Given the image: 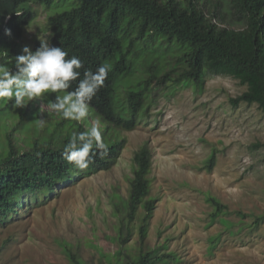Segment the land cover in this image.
<instances>
[{
  "label": "rangeland",
  "instance_id": "374dc122",
  "mask_svg": "<svg viewBox=\"0 0 264 264\" xmlns=\"http://www.w3.org/2000/svg\"><path fill=\"white\" fill-rule=\"evenodd\" d=\"M77 1L33 4L39 13L26 26L25 45L35 51L40 35L37 29L46 26V17L69 10ZM47 35L43 31L42 36ZM160 56L163 61L164 56ZM143 63L135 62L134 77H123L116 83L118 112L126 111L122 96L129 86H136L144 76ZM177 88L170 85L162 95L151 91L146 104L149 109L131 131L103 121L90 106L88 118L80 123L89 128L92 120H99L107 143L126 138L121 157L111 170L61 184L46 202L32 204L7 227L0 226V264H71L67 248L87 264H106L108 255L120 247L121 227L128 237L122 222L124 205L131 189L134 155L147 142L153 152L151 198L157 199L148 244L165 242L166 251H175L180 261L170 264H264V221L254 225L255 215L264 213L262 112L257 105L232 107L229 98L242 93L245 86L226 75L208 76L203 91L181 87L174 92ZM55 95L46 93L45 104ZM13 103L0 102V142L18 125L15 138L19 143H29L36 135L48 137L40 131V100L22 109H13ZM78 123L67 121L61 139L77 129ZM258 142L263 145L256 147ZM213 151L217 162L208 170L205 162ZM208 194L226 205L223 215L235 222L234 226L213 221ZM144 213L141 209L129 224L133 233L127 249L138 247ZM243 222V229L238 230Z\"/></svg>",
  "mask_w": 264,
  "mask_h": 264
},
{
  "label": "trees",
  "instance_id": "16d2710c",
  "mask_svg": "<svg viewBox=\"0 0 264 264\" xmlns=\"http://www.w3.org/2000/svg\"><path fill=\"white\" fill-rule=\"evenodd\" d=\"M48 1V0H45ZM42 0H0V43L6 40L4 23L11 16L6 29L11 36L0 44V65L11 64L22 46L25 28L38 16L33 4ZM40 26V37L83 62L81 79L87 69L95 71L101 64L110 66L108 78L91 105L102 118L118 128L133 130L149 108L150 92L162 95L170 85L177 88L193 87L203 91L211 75H226L245 86L239 95L229 98L232 107L241 103L257 105L264 118V0H78L76 5L45 19ZM41 41H38V47ZM150 46V47H149ZM163 53H162V52ZM164 60H161V56ZM144 61V76L136 86H129L124 106L126 112L116 110V83L123 77L135 76V62ZM78 81H73L75 90ZM159 87L158 89H155ZM170 96V95H167ZM15 127L4 134L0 142V223L23 204L47 199L61 183L79 182L86 176L111 170L118 162L126 139L113 140L108 155H98L87 169L79 170L62 157V148L71 134L61 139L59 128L51 134L58 139L42 140L36 135L29 143L16 141ZM75 132H82L80 125ZM2 136V137H3ZM53 141V142H52ZM260 147L263 144H254ZM264 146V145H263ZM153 152L148 143L134 155L131 189L124 205L126 217L122 220L128 230L119 229L120 247L108 255L106 264H170L180 261L175 251H166L167 244H148L149 225L156 199L151 198ZM217 162L213 151L205 162L212 170ZM213 204L211 217L226 226L235 222L223 212L226 205L207 195ZM141 209L145 213L139 225V241L135 250L126 248L133 233L129 224ZM240 215H245L240 211ZM264 221V213L255 215L254 225ZM239 225L238 230H242ZM114 240V239H113ZM116 241V240H114ZM71 264H87L67 248Z\"/></svg>",
  "mask_w": 264,
  "mask_h": 264
},
{
  "label": "clouds",
  "instance_id": "9594fccd",
  "mask_svg": "<svg viewBox=\"0 0 264 264\" xmlns=\"http://www.w3.org/2000/svg\"><path fill=\"white\" fill-rule=\"evenodd\" d=\"M10 18L11 16L6 18L3 26L6 30V40L0 44H6L11 36V30L6 29ZM24 36L22 37V41L18 40L22 48L17 54H15L16 57L14 58V61H11V64H9L8 67L0 65V102L9 103L14 101L12 104L13 109H22L27 107L30 102L40 100V113L42 116L39 124L41 127V133L48 135L46 138H41L45 141H50L52 139L53 141L58 140L51 137V134L56 131L57 128H59V130H57L58 134H61L67 121L79 122V126H83L82 132H75L77 131L76 128L73 129L69 140L62 148L61 154L68 164L73 165L79 170L87 169L90 164L94 162V158L97 155L100 158H104L109 152V146L106 143L101 130V122L99 120H92L91 126L86 128L83 123H80V121H84L88 118L90 106H92L91 101L98 91L104 87L105 81L111 70L110 66L107 63H104L95 71L87 69L83 72V78L81 79L80 69L84 66L79 57L72 56L71 58H66L68 53L61 47L50 44V38L48 37L38 38V41H41V46L38 47L37 45L36 50L33 51L30 47L25 45ZM73 81H78L75 90L67 91L71 88ZM46 93H54L56 95L54 100L48 98L45 104L44 97ZM126 93L122 96L124 104ZM124 108L127 111L125 106ZM41 110H43V112ZM95 110L97 114L102 117L100 111H98L97 108H95ZM47 112L55 114L60 118L55 119ZM103 121L113 125L104 119ZM16 128H20V125ZM122 130L124 131V129ZM126 144L127 140L125 147ZM47 199L45 198L44 200V198H42V203L46 202ZM41 200L36 202L24 198L21 200L23 201V204L21 206L17 205V211L9 214L4 221L0 223V226L4 228L7 227L10 223L22 216L24 212L23 210L27 211L31 209L32 204L38 206ZM155 205L157 208V199ZM24 206H26L25 209ZM156 208L154 209V212ZM142 210L144 211V209Z\"/></svg>",
  "mask_w": 264,
  "mask_h": 264
}]
</instances>
